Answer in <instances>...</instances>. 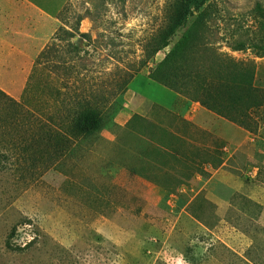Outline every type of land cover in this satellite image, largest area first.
Here are the masks:
<instances>
[{"label":"rangeland","instance_id":"rangeland-1","mask_svg":"<svg viewBox=\"0 0 264 264\" xmlns=\"http://www.w3.org/2000/svg\"><path fill=\"white\" fill-rule=\"evenodd\" d=\"M17 4L0 0V89L22 103L0 96V264H264V0H65L54 28ZM186 30L183 69L149 76ZM246 79L254 131L210 106ZM119 99L93 143L55 142L80 102ZM134 115L184 137L180 160L119 130ZM134 144L169 189L120 165Z\"/></svg>","mask_w":264,"mask_h":264},{"label":"trees","instance_id":"trees-1","mask_svg":"<svg viewBox=\"0 0 264 264\" xmlns=\"http://www.w3.org/2000/svg\"><path fill=\"white\" fill-rule=\"evenodd\" d=\"M172 29L170 30H161L158 33V40L155 49H160L161 47L167 45V40L171 34ZM69 35L72 36V33L69 32ZM193 46V36L191 31L186 30L181 34L178 40L175 41L171 49L164 55V57L155 65L154 68L149 70V76L156 78L157 80L168 84L167 81V72L170 68L175 67L177 69H183V63L185 62L187 55L191 52ZM46 51H40V54L37 56L36 63H39V60L44 58ZM250 79L239 81V84H236L234 88H228L229 83H226L223 88V92L226 93L227 101L221 107L212 104V108L217 110V112L225 114L229 117L230 120L236 122L247 130H255L256 121L248 115V113H243L248 110L251 106L259 110L262 106V101L257 99L254 100L253 96L257 95L255 92H251L252 86L249 85ZM228 88V89H227ZM27 90V86H26ZM0 96L2 99H9L12 106L18 109L21 107V102L10 98L4 91L0 89ZM120 100V101H119ZM114 100L107 109L100 110L98 106L91 105L89 102H80L79 109L75 111V115L66 119H63L60 122V126L55 129H50L55 135V142L57 144H67L70 146V143L76 141V144L73 147H80L85 143H93L97 138L94 135L100 127L109 126L112 123L113 117L120 108L122 99ZM120 102V103H119ZM176 118V117H175ZM184 125L186 121L181 118ZM65 130L62 131L61 128ZM125 134H130V131H136L138 134H150L151 138L155 142L161 145V148L156 149L154 146L149 149L150 153L154 151L158 154H161L160 159L157 162L161 163L163 166L170 165V160H180V157L176 154L177 151L182 147L184 143V137L175 135L171 133L166 125L160 123L152 122L149 119H146L142 116L134 115L133 118L129 121L128 125L124 128L119 129ZM130 130V131H129ZM65 131L67 133H65ZM135 134V133H134ZM131 135V134H130ZM134 137L138 139L140 135H135ZM169 137H172V143H165L168 141ZM95 138V139H94ZM142 138V137H141ZM156 138V139H155ZM182 141V142H180ZM186 145V144H185ZM64 146V145H63ZM134 150L131 151V156L126 158L122 157L121 166L125 167L126 170L130 171L133 174L144 175L145 177L151 178L157 184L161 185L163 188L169 189L170 183L178 178L177 175L173 176V172L169 171L168 168L156 166L154 177L149 176L151 173H143L145 167L141 159V153L139 151L140 147H137L136 144L133 145ZM149 146V145H148ZM160 151V153H159ZM127 160V161H126ZM148 167V165H147ZM149 168V167H148ZM173 168V166H171ZM152 171V169H148ZM175 178V179H174ZM170 182V183H169Z\"/></svg>","mask_w":264,"mask_h":264},{"label":"crops","instance_id":"crops-1","mask_svg":"<svg viewBox=\"0 0 264 264\" xmlns=\"http://www.w3.org/2000/svg\"><path fill=\"white\" fill-rule=\"evenodd\" d=\"M17 16L24 17V22H44L56 26V14L65 0H17Z\"/></svg>","mask_w":264,"mask_h":264}]
</instances>
